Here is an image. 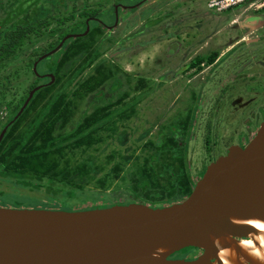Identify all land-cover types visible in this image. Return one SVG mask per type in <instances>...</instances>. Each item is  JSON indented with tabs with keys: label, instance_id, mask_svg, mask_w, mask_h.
Wrapping results in <instances>:
<instances>
[{
	"label": "water",
	"instance_id": "obj_1",
	"mask_svg": "<svg viewBox=\"0 0 264 264\" xmlns=\"http://www.w3.org/2000/svg\"><path fill=\"white\" fill-rule=\"evenodd\" d=\"M255 224L264 225V122L246 148L233 146L169 207L0 206V264H264ZM186 248L202 252L192 261L172 257Z\"/></svg>",
	"mask_w": 264,
	"mask_h": 264
},
{
	"label": "trees",
	"instance_id": "obj_2",
	"mask_svg": "<svg viewBox=\"0 0 264 264\" xmlns=\"http://www.w3.org/2000/svg\"><path fill=\"white\" fill-rule=\"evenodd\" d=\"M63 1L0 0V72L9 65L12 59L18 57V50L25 38L33 36L34 39L39 41L41 35L46 34L43 28L50 27L54 22H57L59 27L67 25L70 17L73 18L74 16H63L62 9L66 6H63V8L59 6ZM147 1L144 0L132 9H139ZM79 26L81 24L76 27ZM82 26H86V24L84 23ZM98 32V29L94 30L85 40H90L89 42L93 43ZM79 41L88 43L82 41V38ZM50 51L51 49L43 50L41 55ZM41 55H34L37 56L34 61L33 56L29 57L28 62L24 65L25 68H20V70H27L32 74L53 73L56 81L50 84L52 81L50 78L48 84L39 85L40 81L36 79L28 89L29 91L26 90L20 99L13 98L10 102H7L8 107L13 108L15 112L17 110L20 112L22 108H25V111H22V114L17 116L16 119L15 117L13 120L11 119L10 123L4 128L6 132L0 144V179H12V175H17L23 184L28 183L30 191L38 187H48L46 189L49 194L64 189L66 190V198L61 199L59 202L62 203L60 208L65 207L67 211L72 210L71 205L74 203L72 200L75 198L79 200L77 209L73 208L76 211L111 207L115 205V201L109 198L107 193L90 194L84 192V186L78 183V181L89 182L92 179V172L99 166H95L92 160L88 159L76 161L75 165L72 166L70 165L69 155L75 150L83 149V152H85L98 144L100 145L105 135L101 138V135L96 136L95 134L97 132L102 134L107 130L111 117L115 115L114 110H110V108L124 106L125 108H136L135 102L125 103V97L128 94L117 98L112 103H107L104 100L105 95L101 91L103 89L99 88L106 87L111 81L115 86L119 78L113 71L109 74L108 70H105L102 65L96 70L97 73L91 75L78 89L80 92L84 90L85 94L98 92L97 96H102L95 104V111L85 113L81 118L73 116L74 102L67 99L68 96L64 91L77 76L95 62L97 54L94 45L90 44L77 49L70 45L63 47L54 54L57 57L52 70L40 68V66H45L41 60L33 66V63ZM216 58L217 54L212 55L210 58L198 57L191 63L189 68H199L206 60L213 63ZM79 59L84 60L77 63ZM19 73L11 77L0 78V103L7 101V97L11 94L13 80L18 77ZM106 93L109 94L106 99L111 98V91L108 90ZM126 105L129 106L126 107ZM132 114L133 111H130L127 115L131 116ZM75 120L76 124L74 125ZM69 125L72 130L66 133ZM145 147L150 149L149 152H154L155 145L153 142L146 144ZM177 147L178 144H166L158 149L156 155L177 153ZM108 158L112 159L113 156L110 155ZM177 161L173 156H169V160L146 157L143 165L138 168L136 173L131 175L132 193L135 194L132 197L137 196L142 201H149L156 205L165 201V199H175L180 194L190 195L191 187L182 193L177 191L176 184L180 179L187 178L184 173L174 172V165ZM159 168L165 171L159 172L156 170ZM121 171V167L117 165L112 168V172L116 175ZM159 179H165L169 182L168 184H162ZM99 182L102 186L105 185L104 179L99 180ZM72 195L75 198H72ZM80 196H88V200H83ZM9 197H12L9 192L0 190V200H2L0 203L2 205L7 204ZM23 201V198L21 201L18 200L15 206L20 208L24 205ZM85 202H92V205L86 208L80 207Z\"/></svg>",
	"mask_w": 264,
	"mask_h": 264
},
{
	"label": "rangeland",
	"instance_id": "obj_3",
	"mask_svg": "<svg viewBox=\"0 0 264 264\" xmlns=\"http://www.w3.org/2000/svg\"><path fill=\"white\" fill-rule=\"evenodd\" d=\"M111 1L112 2L116 1V2L110 5ZM143 1L144 0H91L90 8L92 5L94 10H99V8L105 7L104 9L105 11L97 12L93 14V16L98 18V21H92L90 24V29L88 30V32L93 33L94 30L96 29H103L98 24L116 25L119 21L118 19H116V17H118L119 15L124 16L125 14H130L132 11L134 12L132 19L133 18L134 19L130 22V25L137 26V28H139L141 26L143 27L144 25L146 26L147 24V26H150V28L152 29L150 31L152 32L151 34L153 35L149 34L148 36L146 35L137 38L135 37L136 36L135 34L133 37V39L135 40H132L131 42L126 44V46L131 47L134 44L138 45L143 42H152L150 46H148L143 50L130 52L129 54H125L122 56L123 57L122 64L127 68L128 71L134 72V70H136L135 72H137L139 68L137 63L135 62H139V65L144 64L146 66L147 74L149 75L155 74V80H151V86H150L151 90H148L145 93V97H144L145 103L141 101V98H138L137 90L139 88H138L136 76L131 78L130 81L133 83L131 86L128 84L129 85L127 90L128 96L125 97L126 98L125 103L130 104L135 102L134 104L136 105L135 106L136 108H171V107L188 108V106L196 104V99H197L196 92L198 91L200 82H202L203 80V76L207 71L208 65L206 66L202 65L199 68H193L186 70L185 72L184 71L180 72L183 75L182 77L183 80L179 81V85L175 87L176 88L175 91L170 90L168 87L169 86L168 82L171 83L175 78V75L178 74V70H184V67H187V65L189 64V63H183L184 61H178L176 63L175 61L172 60L171 61L165 60V57L167 56L166 54L174 51V45H170V42H174L175 39H177L180 44L187 45V47L189 48V52L194 51V54L199 52V54H202V57L210 58L214 54H217L218 57L223 56V54H226L228 50L231 51L232 47L236 46V43L238 41L244 38L252 39L257 35L264 34V29H260V26H264V9L261 10V8H257L256 6H254V8H250L248 5H241L242 8L239 9L234 8L235 10L231 9L228 12H223L219 14L214 13L216 16H221L216 21L210 20L209 18L210 16L208 14L209 10L207 9L206 6L207 0H202V1L191 0L186 6L187 9L186 11H181V10L178 11L177 9L175 11H171L172 9H174L173 7L171 8L172 5L171 4L160 14H158L159 11H155L154 13L157 14L156 17L153 16V14L148 15L147 14L148 9H145L144 11L142 10L139 11L140 8L137 10L128 9V7L135 8L136 6L140 5ZM255 1H260L259 5L260 6L262 5L263 7L264 0H255ZM75 3H77V1ZM87 11L85 10L83 12L85 13ZM233 13H235V15H229ZM62 14H64L63 16L68 15L67 12H63ZM165 15L172 17L166 19L164 17ZM81 21L83 20L81 19ZM71 23H72V25H70L71 27L65 28L68 25L67 23V25H65L64 28L61 29L60 33H65V34L71 33L72 28L76 26V25L73 26L74 21ZM86 29H87V25L79 26L78 28L75 29V31H77L78 33H82ZM135 29H136L135 27L127 28L126 25H124L117 32L116 36L128 35V37H130L134 33H136ZM197 30H201V33H199ZM150 31L147 33H150ZM252 32H256V33L252 34ZM105 35H106L105 33L101 34V36H99V39L97 40V43L99 45L102 43L101 46H106V45L110 46L113 41L110 42V39L107 38L103 40ZM216 35H218V37H215ZM48 44H49L48 38H45L41 42V46L43 47H47ZM34 45L36 46L37 43H34ZM122 46L123 45L120 46L114 45L113 47H117L118 49H120ZM22 50L23 51L19 53L18 57L16 59H12L9 62V65L0 72V78L11 77L17 74L18 72H20L18 77L13 80L11 94L7 97V101L0 103V131L2 130L3 127L2 118L6 116L9 108L7 102H10L13 98L18 99V92H20L21 94L24 93L26 90H28L30 84H32V82L36 80L34 74L30 73V71L20 70V68H25L24 65L28 62L29 53L31 49L27 48L26 46V48H22ZM249 50H247V52H249ZM176 51L177 50H175V52ZM252 51H258V48L253 47ZM106 52L107 50H104L102 54L104 55ZM135 53H137L138 55L135 56L134 55ZM192 54L189 56V59H191V57L194 55ZM56 57L53 55L49 57L47 60L43 61L42 64L45 66H40V68L52 70L54 68ZM124 57L127 58V61L125 60ZM198 57L201 56L198 55ZM198 57L197 56L193 57L192 62H194ZM231 57L234 59L235 62L239 61L236 60V52L233 53ZM120 59L121 58H119V60ZM262 59L263 58L256 59L255 62L259 64V62H261ZM133 60H135V62L132 63L131 61ZM239 63H241V65H245V62L242 59L239 61ZM95 64L94 66L97 65ZM153 71L155 72L153 73ZM83 73H85V75L79 79L80 81H82L87 76H90L93 73V68L92 67L87 68V70ZM189 76L191 78L192 77L194 78V76H198L196 79H193L192 90H190V92L186 80L187 77ZM233 88H235L236 90V86H234ZM109 89L111 91L110 94L112 96L109 99H106L104 96V100L107 103H112L117 98H120L121 90H120V86L117 84L113 86V88H111V86L110 87L106 86L105 92H108ZM75 91H76L75 87H72V85L69 84L64 91V93L68 96L67 99L72 100ZM127 91L122 90V93H125ZM226 91L228 93L225 96L229 97L230 92L228 89ZM97 94L96 95L93 94L92 96L89 97V99L85 100L84 102L81 100L80 103L76 104V108H74L75 110L73 111L74 112L73 116H77L81 111H84L85 109L95 108L94 97H96L97 100H99L100 97H102L99 95L97 96ZM152 94L153 95L157 94V96L154 98L156 102L149 100V97ZM190 94H193L192 104L190 100ZM133 98H136L134 99L135 100L134 102H133ZM222 102L223 100L220 103ZM138 104H140V106ZM127 106L129 105H126V107ZM132 110L133 108H125V106L121 108H117L115 109L114 117H119L120 115L123 116L124 113H129ZM193 110L194 109L192 108L187 113H183V120L188 118L190 114H192ZM133 118L134 116L130 118H126L124 119L123 123L122 121H118L119 123L117 127H119L120 131L125 132L127 138L121 136L120 134L114 135L112 136V138H110L109 135L107 136L106 133L103 134L105 135V138L101 140L100 145L98 144L92 149L87 150L85 152H83L82 149V150H75L70 153L69 155L71 159L70 165L72 166L75 165L76 161H81V160L85 161L87 159L92 160L95 166H99V167L102 166L100 169L98 167L92 172L91 174L92 179L89 182L78 181L79 184H82L84 186V190H83L84 192H89L90 194L91 193L102 194L103 192V193H107L109 198L114 199L116 196H118L119 198H122L124 200H126V198L129 197L130 194H133L131 187H129L130 186L129 182H130L131 174L135 171L134 170L135 163L137 162V160H139V157H136V155L141 156L144 152L149 151L145 147L149 129L147 128L146 124H143L141 122L137 123L135 120H133ZM71 130L72 129L67 128L66 133L70 132ZM103 135H101V138ZM118 137H119V141H117ZM110 155L113 156L112 159L108 158V156ZM119 157L120 160H118ZM115 164H118V166L121 167L122 169L121 176L119 174L116 175L115 173L112 172V168L115 166ZM101 179L105 180L104 186H102V184H100L99 182V180ZM187 180L188 178H184V180H182L181 183H185ZM190 181L192 182L191 183L192 185H196L194 180H190ZM27 184H23L17 175H12V179H0V190L9 192V194L12 196L9 197L10 199L7 202V204L2 205L0 203V205L5 208H14V209H27V210L43 209V210H51V211L52 210L67 211L65 210V207L60 208L62 206V203L59 202L61 199L66 198L65 197L66 190L63 189L60 192L53 191L51 194H49V191L46 189L48 187H41V188L38 187L30 191ZM87 197L88 196H80V198L83 200H88ZM22 198L24 200L23 201L24 205H22L20 208H17L15 206V203H17L18 200L21 201ZM72 198H75V196L72 195ZM72 201L74 203L71 205L72 208L71 211L76 212V210H73V208L77 209L79 200L75 198ZM0 202H2V200H0ZM90 205H92V202H85L82 203L80 207L86 208ZM199 254L200 251L196 250L195 248H186L175 254L174 259H184L187 261H192L197 259Z\"/></svg>",
	"mask_w": 264,
	"mask_h": 264
},
{
	"label": "flooded vegetation",
	"instance_id": "obj_4",
	"mask_svg": "<svg viewBox=\"0 0 264 264\" xmlns=\"http://www.w3.org/2000/svg\"><path fill=\"white\" fill-rule=\"evenodd\" d=\"M70 1L64 0L63 3L59 5L62 6V8L63 6H66L62 9V11L67 12L68 15H71L72 17L74 16L73 18L70 17L68 25L65 28L71 27L70 25H72L71 22L73 21V26H77V24L79 25L82 19L83 21H81L80 24L82 26V24L85 23L87 25V29L82 33H78L77 31H75V29L77 28L75 26L74 28H72L71 33H60L61 30H59V28L63 29L64 27H59L58 23L54 22L50 27L43 28L46 34H42L39 41L34 39L33 36L25 38L22 46L18 50V53L22 52V48H26L27 46V48L31 49L29 57L33 56L32 59L34 61L37 57L34 55H41L43 53V50L51 49L50 52L41 55L38 60L33 63L34 66V64L39 63L40 60L41 62L47 60L49 57L59 52L65 46L70 45L71 47L74 46L75 49H77L86 45L93 44L94 50H96L97 58H95V62L91 65V67L93 68V73L91 75L96 74V70L99 69V67H101L102 65L104 66L105 70H108L109 74H111V71H113L114 74L119 78L117 85L120 86L121 90L120 98L128 94V86H131L133 83L130 80L132 77L136 76L139 87V89L137 90L138 98H141V101L144 102L146 91L151 90L150 84H148V88H145L143 86V81L147 80H145L144 78V75L147 74L146 66L143 63V65H139V62H135V60H133L131 62L137 63L139 70H137V72H135L136 70H134V72L128 71L127 68L122 64V56L125 54H129L130 52L143 50L151 45L152 42H143L138 45L134 44L131 47L126 46V44H128L129 42L135 40L133 39L135 34V37L137 38L148 35L149 33L147 32L150 31V26H147L146 24V26L144 25L143 27L141 26L137 28V26L130 25V22L134 19H132L134 13L132 11L130 14H125L124 16L119 15L118 17H116V19L119 20L116 25L98 24L103 29H98L99 32L96 33L95 40H93L92 43L89 42L90 40H85V38H87L88 35H91V32H88L91 22L98 21V18L93 16V14L105 11V7H102L103 9L99 8V10H94V8L92 7L93 5L90 8L91 0ZM76 1L77 3H75ZM115 2L116 1H111L110 5L114 4ZM250 2H253V0H250ZM242 5H248L250 8H254L250 6L249 3H245ZM86 7H89L90 11ZM239 8H242V6L240 5L235 9ZM128 9L131 10L132 8L128 7ZM262 9H264V5L263 7H261V10ZM85 10L88 11L84 13L83 11ZM209 12H211V15L214 14V12L212 11ZM164 17H167L166 19H169L172 16L165 15ZM124 25H126L127 28L135 27L136 33H134L130 37H128V35L116 36L117 32ZM260 29H264V26H260ZM103 33L106 34L103 40L107 38L110 39V42L113 41L110 46H101L102 43L100 45L97 43L99 36H101V34ZM254 33L256 32H252V34ZM125 36H127L129 40ZM45 38H48L49 44L47 47L41 46V42ZM81 38L82 41H87L88 43H82L81 41H79ZM34 43H37L38 46H35ZM172 43L173 42H170V45H172ZM114 45L123 46L118 49L117 47H113ZM253 47H257L258 51H252ZM104 50H107V52L103 55L102 52ZM247 50H249V52H247ZM177 52L178 50L175 53ZM235 52L236 60H244L245 65H241L239 61H234L231 55ZM134 55L137 56L138 54L135 53ZM119 58L121 59L119 60ZM260 58L263 59L261 62H259V64H257L255 60ZM183 59H185V57H183ZM83 60L84 59H79L77 63L82 62ZM125 60L127 61V58H125ZM188 63V65L186 64L187 67H184V70H178V74L175 75V78L171 83L168 82V87L170 90L175 91V87L179 85V81L183 80V75L180 72H185L186 70L190 69L189 67L192 61H189ZM94 64L96 66H94ZM202 65H208V67L205 74L203 73V80L202 82H200V86L198 88V91L196 92L197 99L195 105L188 106V108H133V114L131 116L127 115L130 112L124 113L123 116L120 115L119 117L112 116L109 124L107 125V130L105 132H102V134L99 132L95 134L97 136L107 133V136L109 135L110 138H112V136L114 135L120 134L121 136L127 138L125 132L120 131L119 127H117L119 123L118 121H122L123 123L124 119L130 118L132 116H134L133 120H135L137 123L141 122L143 124H146L147 128L149 129L146 144H150V142H153L155 145L154 152L151 153L148 151L144 152L141 156L136 155V157H139V160H137V162L135 163V171L132 174L136 173L138 168L143 165L146 157H156L159 160H169V156H173L178 160L174 165V172L184 173V176H187L188 178L185 183H181L182 180L180 179L178 184H176L177 191H179L180 193L186 191L187 188L190 187L192 188L191 190H193L195 185H192V182L190 180H194V182L197 184V182L207 171V168L210 166V164L216 162L220 157L225 156L233 146L246 148L256 136L260 125L264 122V34L257 35L252 39L244 38L238 41L236 43V46L231 51H228L223 56H217L216 60L213 63H210L206 60L201 64V66ZM87 68L83 72H85ZM83 72L81 76L79 75L80 77L77 76L71 83L72 87H75L76 89V91L74 92V97L72 99V101L74 102V108H76V104L80 103L81 100L84 102L93 94L96 95L98 93L94 92L85 94L84 90H82V92L78 90L80 85L86 82L91 76H87L82 81H80L79 79L85 75V73ZM154 72L155 71H153V73ZM50 75L55 76L53 73H34V77L40 81L39 85H46L51 79L52 81L50 84H53L56 81V77H54L53 79L50 77ZM152 76H155V74H153ZM197 77L198 76H194V78H191L190 76L187 77L186 80L189 87V92L190 90H192L193 79H196ZM34 82H32V84ZM32 84H30V86ZM108 85H111V88L112 86H114L112 81ZM108 85L107 87H110ZM234 86H236V90L235 88H233ZM103 87L104 86L100 87L99 89H103L101 91H104L105 98H108L109 94L105 92L106 87ZM227 89L230 92L229 97L225 96L228 93L226 91ZM122 90L127 92L122 93ZM23 94L24 93L21 94L20 92H18V99H20ZM192 98L193 94H190L191 104ZM134 99L136 98H133V102L135 101ZM94 100L96 104L98 102L96 97H94ZM222 100L223 102L220 103ZM138 105L140 106V104ZM192 108L194 109L192 114H190L188 118L183 120V113H187ZM111 109H113L115 112V109L117 108H110V110ZM22 111L24 112L25 108H22L20 112L19 110L15 112L13 108H8L6 116L2 118V130H4V128L10 123L11 119L13 120L14 117L16 119L17 116H20L22 114ZM94 111L95 108H88L84 111H81L77 116L81 118L85 113H93ZM73 124L75 125L76 121L73 122ZM68 129H72V127L69 125ZM1 131L0 136L2 134ZM119 137L117 141H119ZM166 144H178V147L176 148L178 149V152L173 154L165 153L156 155L158 154V149L162 146H165ZM118 160H120V157L118 158ZM115 165L118 166V164ZM156 170H158L159 172L165 171L161 168ZM121 174L122 171L119 173V175L121 176ZM159 181H161L162 184H168L169 182L165 179H159ZM129 183V187H132L133 190L131 182ZM132 195L135 194H130L129 197L126 198V200L116 196L113 201H115V205H130L133 203H137L149 205L153 208H163L181 203L189 196H187L186 194H180L177 195L175 199H165V201L153 205L149 201H142L140 197L137 198V196H135L133 198ZM201 252L202 251H200V254ZM174 256L175 255H173L172 257L174 258Z\"/></svg>",
	"mask_w": 264,
	"mask_h": 264
},
{
	"label": "crops",
	"instance_id": "obj_5",
	"mask_svg": "<svg viewBox=\"0 0 264 264\" xmlns=\"http://www.w3.org/2000/svg\"><path fill=\"white\" fill-rule=\"evenodd\" d=\"M191 0H148L140 9H139V11L140 10H142V11H144L145 9H148V12H147V14L148 15H151V14H153V16H157V14L156 13H154L155 11H159L158 12V14H160L162 11H164L169 5H171V8L173 7L174 9H172L171 11H175L176 9L178 10V11H186L187 9H186V6L188 5V3L190 2ZM202 1V0H201ZM208 1V0H207ZM206 1V2H207ZM194 8V7H193ZM226 12H228V11H226ZM209 15V18H210V20H213V21H216L219 17H221V16H216V15H214V14H212L211 15V12H209L208 13ZM229 15H235V13H233V14H229ZM229 15H227V16H229ZM223 17V16H222ZM154 28V27H153ZM150 30H152L151 28H150ZM199 33H201V30H197ZM152 32L150 31V33L149 34H151ZM153 33H155V32H153ZM148 34V35H149ZM219 34V33H218ZM147 35V36H148ZM151 35H153V34H151ZM215 37H218V35H216ZM214 37V38H215ZM177 38V37H176ZM179 43V41L177 40V39H175L174 40V42L172 43V45H174V51L173 52H169L168 54H166L167 56L165 57V60L166 61H175L176 63L178 62V61H180V60H184V62L183 63H188L190 60L192 61V59H193V57H198V55L199 56H201L202 57V54H199V52H197L196 54H194V51L193 52H191V53H188L189 52V48L187 47V45H185V44H178ZM184 43V42H183ZM208 46H209V44H208ZM211 47V46H210ZM235 46H233L232 47V49L234 48ZM175 50H178V53H174L175 52ZM229 51V50H228ZM194 55H193V54ZM193 55L192 57H191V59H189V56L190 55ZM224 55V54H223ZM183 57H185V59H183ZM141 61V60H140ZM145 77V80H146V82L145 81H143V86L145 87V88H148L147 86H148V84L150 83V86H151V79H153V80H155V76H152V75H149V74H145L144 75ZM153 82V81H152ZM137 83H138V80H137ZM139 88V87H138ZM158 94V93H157ZM157 94H152L150 97H149V100H152L153 102H156L155 100H154V98L157 96Z\"/></svg>",
	"mask_w": 264,
	"mask_h": 264
},
{
	"label": "built area",
	"instance_id": "obj_6",
	"mask_svg": "<svg viewBox=\"0 0 264 264\" xmlns=\"http://www.w3.org/2000/svg\"><path fill=\"white\" fill-rule=\"evenodd\" d=\"M250 0H208L206 2L207 9L214 13H223L228 10L234 9L242 4L249 3ZM260 1L250 2V6L261 8Z\"/></svg>",
	"mask_w": 264,
	"mask_h": 264
},
{
	"label": "bare ground",
	"instance_id": "obj_7",
	"mask_svg": "<svg viewBox=\"0 0 264 264\" xmlns=\"http://www.w3.org/2000/svg\"><path fill=\"white\" fill-rule=\"evenodd\" d=\"M256 227L261 230L262 232V235H260L261 237V241H262V245L261 247L264 249V235H263V232H264V225H261V224H255ZM245 246H248V247H252L253 246V241H250V240H246L244 243H243Z\"/></svg>",
	"mask_w": 264,
	"mask_h": 264
},
{
	"label": "clouds",
	"instance_id": "obj_8",
	"mask_svg": "<svg viewBox=\"0 0 264 264\" xmlns=\"http://www.w3.org/2000/svg\"><path fill=\"white\" fill-rule=\"evenodd\" d=\"M68 1H70V0H68ZM71 2V1H70Z\"/></svg>",
	"mask_w": 264,
	"mask_h": 264
}]
</instances>
